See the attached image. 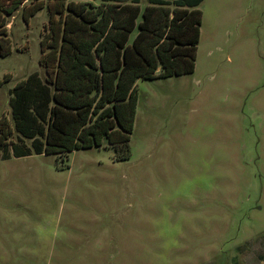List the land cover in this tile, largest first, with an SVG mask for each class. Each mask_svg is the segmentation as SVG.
Returning <instances> with one entry per match:
<instances>
[{"label":"rangeland","instance_id":"1","mask_svg":"<svg viewBox=\"0 0 264 264\" xmlns=\"http://www.w3.org/2000/svg\"><path fill=\"white\" fill-rule=\"evenodd\" d=\"M53 1L7 17L0 116L11 127L10 88L44 78ZM198 7L194 71L135 82L129 158L106 139L65 155L0 150V264H264V0ZM7 140L29 145L14 130Z\"/></svg>","mask_w":264,"mask_h":264},{"label":"trees","instance_id":"2","mask_svg":"<svg viewBox=\"0 0 264 264\" xmlns=\"http://www.w3.org/2000/svg\"><path fill=\"white\" fill-rule=\"evenodd\" d=\"M25 0H0V56L7 55V17ZM54 0L32 73L9 90L12 127L0 116L2 158L65 155L100 147L130 156L138 79L192 73L202 0ZM41 2L21 8L27 20ZM2 82H0L1 84ZM29 145L7 140L12 131Z\"/></svg>","mask_w":264,"mask_h":264}]
</instances>
